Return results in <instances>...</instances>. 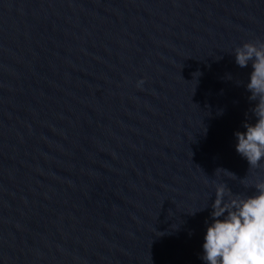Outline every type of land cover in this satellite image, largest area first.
Listing matches in <instances>:
<instances>
[{
	"label": "water",
	"instance_id": "water-1",
	"mask_svg": "<svg viewBox=\"0 0 264 264\" xmlns=\"http://www.w3.org/2000/svg\"><path fill=\"white\" fill-rule=\"evenodd\" d=\"M257 40L264 0H0V264H205L216 187L264 181Z\"/></svg>",
	"mask_w": 264,
	"mask_h": 264
},
{
	"label": "clouds",
	"instance_id": "clouds-1",
	"mask_svg": "<svg viewBox=\"0 0 264 264\" xmlns=\"http://www.w3.org/2000/svg\"><path fill=\"white\" fill-rule=\"evenodd\" d=\"M234 56L235 63L241 68L251 64L246 89L250 93L248 100L255 102L250 109L255 123L245 120L242 126L246 131L234 133L237 140L235 148L247 160L249 168H258L264 160V41L244 43L235 49ZM143 83L141 80L137 86ZM220 171L234 176L226 169H216V172ZM252 187L256 194L251 196L234 194L225 184L216 187L211 204V222L206 221L202 245L201 259L205 264H264V181Z\"/></svg>",
	"mask_w": 264,
	"mask_h": 264
}]
</instances>
